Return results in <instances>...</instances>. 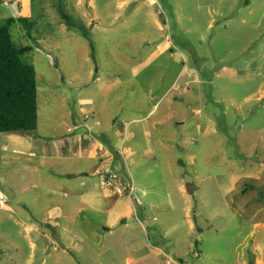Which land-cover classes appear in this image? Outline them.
Masks as SVG:
<instances>
[{
  "label": "rangeland",
  "instance_id": "rangeland-1",
  "mask_svg": "<svg viewBox=\"0 0 264 264\" xmlns=\"http://www.w3.org/2000/svg\"><path fill=\"white\" fill-rule=\"evenodd\" d=\"M56 3L0 0V20L38 18L31 32L19 21L11 26L15 41L31 45L24 57L37 70L39 127L25 133L64 139L66 123H86L89 137L113 149L117 185L134 186L132 195L122 193L132 198V232L142 228L134 214L147 218L145 235L132 237V254L152 251L127 262L115 243L111 264H254L257 253L264 257V0H64L90 26V38L66 25ZM155 102L160 116L169 114L170 165L159 148L134 162L129 125L115 132L114 120L142 117ZM15 133L23 132L0 136ZM16 155L0 160V198L15 210L0 206V264H40L48 236L43 230L35 238L34 258L18 213L29 206L43 227L44 199L22 186ZM167 200L173 203L164 208ZM84 247L61 264H100L93 245Z\"/></svg>",
  "mask_w": 264,
  "mask_h": 264
},
{
  "label": "crops",
  "instance_id": "crops-1",
  "mask_svg": "<svg viewBox=\"0 0 264 264\" xmlns=\"http://www.w3.org/2000/svg\"><path fill=\"white\" fill-rule=\"evenodd\" d=\"M183 88L186 89L185 86ZM158 103L155 102L144 116L132 118L128 123H124L123 119L114 120L116 136L123 132L125 134V126L129 125L127 140L134 162H140L137 158L148 155L156 157L161 149L165 151L163 154H165L167 163L169 165L172 163L171 152L175 149V145L171 134L167 135L168 131L164 129L167 123L166 116L169 114L164 113L160 116ZM129 122L131 123L129 124ZM180 122L186 123L185 121ZM86 125L83 123L73 126L66 123V131L63 132L64 139L59 138V134H56L55 138L46 139L38 133H15L7 138L0 136V160L6 157L5 152L12 155L17 154L14 157L18 163L17 178L24 188L37 190L44 199L43 227L36 223V220L39 221V219L33 215L34 210L29 206H21L23 211H27L26 214L18 213L20 217L18 221L23 222L22 225L33 239L34 252L31 255L34 258H36L35 253L39 250L35 238L43 230L44 235L48 236L46 239L48 242L47 251L44 250L46 254L40 264L48 262L53 264L52 261L54 264H61V257L67 255L71 258L70 255L81 253L85 250V244L93 245L94 251L98 253L95 255V259L100 264L116 262L115 243L118 244L119 250L125 249L128 252L127 262H135L137 259L147 256L149 250L152 251V247L148 250L146 246L142 253L143 256L137 249L133 251L134 255L132 254V237L141 238L145 235L143 228L146 224L144 219L147 217L138 220L137 215L134 214L139 227L142 228L132 232L133 223L128 210L132 198L119 193L116 186L104 185L99 178L100 170L114 163L113 149H110L106 143L95 141L92 136L89 137L90 133L87 131ZM81 127H85V129H80ZM68 128L72 130L69 131ZM76 130L78 131L76 132ZM103 134H107L105 130H103ZM185 138L186 135L181 137L183 140L180 145L182 150H186L187 138ZM104 139L105 142H109L107 137ZM137 148L138 151H136ZM184 157L189 158L188 162H198L195 153L189 155L186 153ZM223 157L228 158L227 155ZM73 158L78 160H72ZM83 158L89 159L85 166L80 163ZM149 171H152V167H149ZM194 187L198 186H190L192 190ZM2 195L0 190V196ZM4 200V198H0V206L6 210L15 211ZM172 203V200H167L164 203V208L167 205L171 206ZM34 204L38 205L36 201ZM84 212H87V215ZM106 247L108 248V258H105L103 254ZM173 263L180 264L179 261ZM254 264H264V257L257 253Z\"/></svg>",
  "mask_w": 264,
  "mask_h": 264
},
{
  "label": "trees",
  "instance_id": "trees-1",
  "mask_svg": "<svg viewBox=\"0 0 264 264\" xmlns=\"http://www.w3.org/2000/svg\"><path fill=\"white\" fill-rule=\"evenodd\" d=\"M56 2L66 25L78 28L90 38L86 21L71 14L64 0ZM15 21L31 32L38 18L20 14L0 20V132H35L39 127L37 70L24 57L32 49L31 45L18 43L13 38L11 26Z\"/></svg>",
  "mask_w": 264,
  "mask_h": 264
},
{
  "label": "built area",
  "instance_id": "built-area-1",
  "mask_svg": "<svg viewBox=\"0 0 264 264\" xmlns=\"http://www.w3.org/2000/svg\"><path fill=\"white\" fill-rule=\"evenodd\" d=\"M99 178L101 179V181L103 182L104 185H107V186H116L117 185V182H118V174L116 172L113 171V168L111 166L109 167H104L100 170L99 172ZM117 191L119 193H123L124 191H127L128 190V193L129 195H132L133 194V189H134V186L133 184H131L130 186H125V187H122V186H119L117 185Z\"/></svg>",
  "mask_w": 264,
  "mask_h": 264
}]
</instances>
